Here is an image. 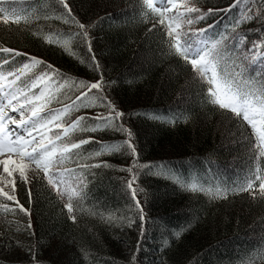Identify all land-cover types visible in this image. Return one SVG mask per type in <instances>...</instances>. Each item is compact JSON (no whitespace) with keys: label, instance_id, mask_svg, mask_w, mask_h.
<instances>
[{"label":"trees","instance_id":"obj_1","mask_svg":"<svg viewBox=\"0 0 264 264\" xmlns=\"http://www.w3.org/2000/svg\"><path fill=\"white\" fill-rule=\"evenodd\" d=\"M230 2L200 0L205 9L227 8ZM71 3L82 22L94 25L93 50L106 90L130 114L128 126L140 153L139 163L167 169L164 174L159 167L152 173L142 170L137 181L144 189L138 198L147 213L143 236L149 244L141 243L140 227L128 228L123 222L131 214V199L124 183L128 174L118 169L131 160L117 153L103 157L112 168L94 170L75 222L68 219L63 202L46 182L35 183L30 203L20 190L18 197L31 211L34 234L23 231L29 219L23 213L6 218L0 213L1 240L15 248L13 254L0 258V264H29V247L39 264H129L133 254L137 264L142 258L157 264H264V199L247 193L220 199L190 187L214 190L245 175L248 152L244 143L237 142L238 134L233 135L239 125L231 114L205 102L206 85L191 82L189 67L162 51L160 33H150V25L141 22L137 0ZM25 8L31 11L27 4ZM47 26L61 33L62 39L72 31L60 21L49 20ZM47 26L40 24L42 36ZM32 30L0 25V43L53 64L70 79L99 78L86 48L75 40L66 50L33 36ZM249 34L257 38L255 32ZM94 135L109 141L123 139L111 131ZM146 251L152 254L143 257Z\"/></svg>","mask_w":264,"mask_h":264},{"label":"snow or ice","instance_id":"obj_2","mask_svg":"<svg viewBox=\"0 0 264 264\" xmlns=\"http://www.w3.org/2000/svg\"><path fill=\"white\" fill-rule=\"evenodd\" d=\"M137 4L141 22L150 25L148 31L160 33L162 51L189 67L191 82L206 85L205 102L231 114L239 125L233 135L238 134L237 142L244 143L248 152L246 173L233 184L214 190L192 185L191 190L220 199L239 193L264 199V0H231L227 8L207 9L200 0H137ZM224 18H230L229 23L222 24ZM49 20L69 25L72 31L62 39L61 33L47 26ZM41 23L48 27L43 36ZM0 25L34 29L33 36L66 50L75 40L86 48L93 70L100 72L94 81L70 79L53 64L0 43V213L5 218L23 213L29 217L23 231L34 234L31 211L18 193L24 190L30 203L35 183L44 181L75 222L94 170L112 168L103 157L119 153L131 160L118 169L128 174L124 183L131 199V214L123 222L128 228L140 227L143 236L147 213L138 198L144 192L137 183L140 172L152 173L159 167L164 174L167 169L139 163L128 126L130 114L106 90L93 50L94 25L77 17L71 0H0ZM250 32L257 38L252 39ZM109 131L123 139L109 141L94 135ZM27 252L29 264H39L31 247ZM129 264H137L135 254Z\"/></svg>","mask_w":264,"mask_h":264},{"label":"rangeland","instance_id":"obj_3","mask_svg":"<svg viewBox=\"0 0 264 264\" xmlns=\"http://www.w3.org/2000/svg\"><path fill=\"white\" fill-rule=\"evenodd\" d=\"M140 240H142V238H140ZM14 251H15V248L11 247L9 244L7 245L6 243H4V241H2L1 237H0V258L8 256L9 254H13ZM145 253H143V256H146ZM147 254H152V253L148 252ZM139 264H157V262L153 261V260H148V261L143 262V263L139 262Z\"/></svg>","mask_w":264,"mask_h":264},{"label":"bare ground","instance_id":"obj_4","mask_svg":"<svg viewBox=\"0 0 264 264\" xmlns=\"http://www.w3.org/2000/svg\"><path fill=\"white\" fill-rule=\"evenodd\" d=\"M141 241V243L142 242H147L148 244H149V241L145 238V237H142V240H140ZM152 260V259H151Z\"/></svg>","mask_w":264,"mask_h":264}]
</instances>
